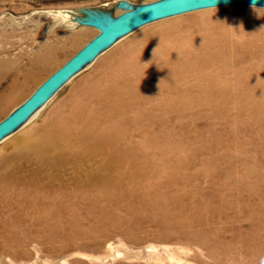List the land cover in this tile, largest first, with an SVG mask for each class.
Returning a JSON list of instances; mask_svg holds the SVG:
<instances>
[{"label": "rangeland", "instance_id": "1", "mask_svg": "<svg viewBox=\"0 0 264 264\" xmlns=\"http://www.w3.org/2000/svg\"><path fill=\"white\" fill-rule=\"evenodd\" d=\"M155 1L158 0H0V101L27 72L45 66L17 99L0 107V122L100 34V28L94 25L69 19L67 11L106 8L115 2L127 4L115 9L113 17L103 21L105 24L136 6ZM210 17H217V21H210ZM169 25L173 27L171 31L167 29ZM176 38H185L181 43L186 41L177 49L182 59L193 54L190 46L197 42L242 44L246 38L264 44V7H215L140 27L99 54L17 132L0 141V264H264V114L253 115L256 108L252 107L263 109L264 100L258 103L260 92L250 95L254 102L247 104L245 99L216 104L212 97L198 96V104L212 102H203L201 108L191 107L184 117L170 118V130L156 136L152 145L150 138L135 133L133 139L150 145L142 154L156 161L153 170L158 181L138 186L147 170L127 166L125 173L131 183L121 189L123 196L119 193L96 201L98 211L107 209L100 219L88 216L82 207L76 219L64 212L57 216L52 207L42 213L31 204L20 210L13 208L14 203L32 198L17 196L24 184H51L60 179L56 174H64L59 168H45L43 162L14 157L16 140L44 126L54 115L56 118L66 112L71 98L81 93L88 81L102 76L110 64L137 53L144 54L141 60L149 64L150 54H166L167 46H172ZM170 56H175L174 50L167 59ZM237 69L232 67L225 74L231 90L246 97L248 87H235L240 79L235 74ZM219 71L220 66L202 68L200 72L191 68L192 74L200 75ZM215 76L210 74L209 78ZM164 96L152 103L165 102ZM41 172L50 173L49 178L44 179ZM143 188L151 189L143 195ZM167 192L171 195H165ZM179 199L203 204L204 210L188 212L183 204L171 214L170 207ZM149 200L164 203L170 213L168 218L143 215L141 208L136 211L138 203ZM65 201L70 202L68 198ZM79 203L82 199L76 201V205ZM54 205L59 206L60 201L55 200ZM140 216L143 218L139 222ZM190 218H198L196 227L178 228Z\"/></svg>", "mask_w": 264, "mask_h": 264}, {"label": "bare ground", "instance_id": "2", "mask_svg": "<svg viewBox=\"0 0 264 264\" xmlns=\"http://www.w3.org/2000/svg\"><path fill=\"white\" fill-rule=\"evenodd\" d=\"M120 7L119 3H114L109 4L105 9L109 15H112L111 13ZM68 18H73L76 22L83 21V15L77 11L68 13ZM209 19L212 22L217 21V17ZM167 29L171 31L173 27L169 25ZM183 39L185 38H176L172 46H167L166 54L160 51L150 54L148 59L150 65L144 60L142 62L141 59L146 56L138 53L133 58L128 57L110 64L102 76L88 81V84L80 90L81 93L71 98L66 112L56 118L54 115L44 126L35 128L17 139L14 143V157L25 156L43 162L45 168H59L64 174H56L55 177L60 179L55 183L24 184L17 190V196L31 195L32 198L28 202L21 200L14 203L13 208L20 210L31 204L40 212H45L47 208L52 207L57 216L64 212L66 216L76 219L80 213L79 207H82L88 216L100 219L107 209L98 211L95 207L96 201H104L105 198H111L119 193L123 196L121 189H125L131 183L125 173L127 166L147 170L142 173V179L138 178V181L141 179L138 186H142L146 181H158L153 170L156 161L152 162V159L144 154L148 151L146 148L156 143V136L170 130V118L184 117L191 107L201 108L200 104L210 103L212 99L216 104L226 102L228 99H245L248 100L244 102L247 104L254 102L250 95L260 92L258 103L264 100L263 43L246 38L242 44H229L225 41L197 42L190 46L193 54L188 59H182L177 55L180 52L177 49H180L178 45ZM187 39L192 41L189 37ZM185 43L186 41L181 45ZM173 50L175 56L167 59ZM216 66H220L221 71L210 73L216 75L212 79L209 78L208 73L201 75L197 72L191 73V68L200 72L202 68ZM232 67L239 68L235 71V74L240 76L235 87L249 88L246 97L239 91L231 90L233 88L229 86V76L225 73H228ZM44 68L45 66L34 67L24 75L21 82H15L8 96L0 101V107L17 99L23 89L38 78L39 71ZM164 94H168L167 97ZM162 95L167 101L152 103ZM198 96L202 99L209 97L212 99L207 100L210 102L203 101L204 103L198 104ZM216 104L214 105L217 106ZM252 107L256 108L253 115L261 117L264 114V105L262 110L254 105ZM161 126L165 129L163 130ZM135 133H139L147 140L150 138V145L148 146V143L144 146L142 142L133 139ZM147 172L153 174L148 175ZM44 173L40 176L44 179L49 178L50 173L46 172L48 175ZM151 188L141 189L142 194L144 195L146 189ZM165 195L171 194L167 192ZM66 198L70 202L65 201ZM79 199H82V204L76 205ZM55 200L60 201L59 206L54 205ZM183 204L188 207V212L204 210L203 204L199 206V203L183 202L179 199L174 207H170L171 214L175 208L179 210V206L184 207ZM127 205L132 207L133 203L128 202ZM139 208H141L139 212L143 215L161 214L163 218H168L170 215L166 205L161 201L149 200L138 203L136 211ZM57 216L56 222L59 221ZM142 218V216L138 217L139 222ZM163 218L154 217V220L162 221ZM186 220V224H180L178 228L187 230L188 226L196 227L199 222L198 218Z\"/></svg>", "mask_w": 264, "mask_h": 264}, {"label": "water", "instance_id": "3", "mask_svg": "<svg viewBox=\"0 0 264 264\" xmlns=\"http://www.w3.org/2000/svg\"><path fill=\"white\" fill-rule=\"evenodd\" d=\"M158 0L136 6L125 15L103 23L105 19L113 17L105 8H85L77 10L83 15L82 25H94L101 32L72 59L52 74L38 89L6 119L0 122V141L12 135L16 129L33 113H35L74 75L79 73L88 64L112 46L119 39L149 23L177 16L193 11L230 6L251 5L264 7V0ZM120 6L127 5L123 2ZM73 11H67V14ZM110 16V17H109ZM73 20V18H71Z\"/></svg>", "mask_w": 264, "mask_h": 264}, {"label": "clouds", "instance_id": "4", "mask_svg": "<svg viewBox=\"0 0 264 264\" xmlns=\"http://www.w3.org/2000/svg\"><path fill=\"white\" fill-rule=\"evenodd\" d=\"M253 5H255V2H254V0H253Z\"/></svg>", "mask_w": 264, "mask_h": 264}]
</instances>
